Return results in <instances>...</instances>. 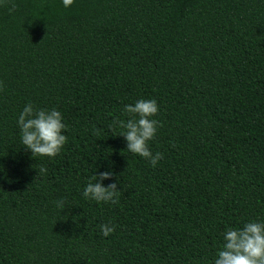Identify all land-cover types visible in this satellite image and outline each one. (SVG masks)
Wrapping results in <instances>:
<instances>
[{"label": "trees", "instance_id": "16d2710c", "mask_svg": "<svg viewBox=\"0 0 264 264\" xmlns=\"http://www.w3.org/2000/svg\"><path fill=\"white\" fill-rule=\"evenodd\" d=\"M138 99L159 106L155 167L116 135ZM26 104L62 113L54 158L21 147ZM109 168L117 202L83 198ZM256 219L264 0H0V264H212Z\"/></svg>", "mask_w": 264, "mask_h": 264}, {"label": "clouds", "instance_id": "9594fccd", "mask_svg": "<svg viewBox=\"0 0 264 264\" xmlns=\"http://www.w3.org/2000/svg\"><path fill=\"white\" fill-rule=\"evenodd\" d=\"M64 8H70L74 0H61ZM123 111L128 114L126 121L118 120L116 127L120 129L118 136L126 142V150L133 156L145 158L155 167L163 158L162 153L153 154L148 142L156 133L159 121L154 117L159 111L155 99H138L126 104ZM62 113L56 108L35 109L26 104L18 114L16 125L19 130L20 144L30 152L31 157L57 156L67 143V125L63 122ZM114 135V136H116ZM45 169L41 168L43 173ZM115 173L109 168L94 174L84 186L82 196L96 203H116L118 182ZM104 181H112L105 185ZM57 207H63V200L57 201ZM100 232L108 237L114 231L111 222L101 224ZM212 264H264V220H250L242 227L228 228L223 233V244L213 257Z\"/></svg>", "mask_w": 264, "mask_h": 264}]
</instances>
